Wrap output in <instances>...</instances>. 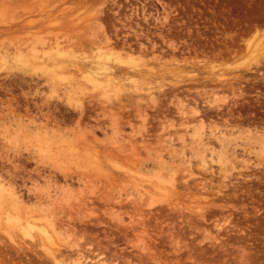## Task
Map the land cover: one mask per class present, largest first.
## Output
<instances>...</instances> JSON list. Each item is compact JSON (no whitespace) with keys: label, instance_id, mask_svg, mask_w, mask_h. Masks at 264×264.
Returning a JSON list of instances; mask_svg holds the SVG:
<instances>
[{"label":"rangeland","instance_id":"obj_1","mask_svg":"<svg viewBox=\"0 0 264 264\" xmlns=\"http://www.w3.org/2000/svg\"><path fill=\"white\" fill-rule=\"evenodd\" d=\"M263 57L264 0H0V264H264Z\"/></svg>","mask_w":264,"mask_h":264},{"label":"bare ground","instance_id":"obj_2","mask_svg":"<svg viewBox=\"0 0 264 264\" xmlns=\"http://www.w3.org/2000/svg\"><path fill=\"white\" fill-rule=\"evenodd\" d=\"M115 58H116V57H115ZM263 58H264V57H263ZM114 62H116V63H114V64H117V63L120 64V63H121L120 60L117 59V58H116V60H115ZM127 63H129L130 65H132V66L129 68V70H130V72H131V71H132L131 68H133V67L135 66V65H134L135 62L133 63V62H130V61H129V62H127ZM80 64H83V63H80ZM111 64H112V63H111ZM122 64H123V63H122ZM122 64H120V65H122ZM125 64H126V62H125ZM129 64H128V65H129ZM83 65H84V64H83ZM90 65L93 66V64H90ZM90 65H89V63H88V65H87V66H88V69H91V68L89 67ZM99 65H100V64H99ZM99 65H98V68L96 67L97 69H99ZM128 65H127V66H128ZM85 66H86V65H84V67H85ZM102 66H103V65H102ZM109 66H110V65H109ZM118 66H119V65H118ZM77 67H78V66H77ZM128 67H129V66H128ZM96 68H95V69H96ZM95 69H94V70H95ZM100 69H101V68H100ZM107 69L109 70V67H106V69L104 68L103 70H107ZM108 70H107V71H108ZM117 71H120V69H117ZM133 71H135V67H134V70H133ZM120 72H121V71H120ZM130 72H129V74H130ZM137 72L140 73V70H138ZM137 72H136V74H137ZM109 73H110L111 75H113L114 73H116V70L114 71V73H113V72H109ZM111 75H110V76H111ZM107 76H108V75H107ZM107 76H106V77H107ZM121 76H122V75H121ZM139 76H140V74H139ZM127 77H128V76H127ZM107 78H108V77H107ZM150 79H151V78H150ZM105 80H107V81H106V82H107V85H106V86L110 85V82H109L110 79H109V80H108V79H105ZM152 80H153V79H152ZM152 80H151V81H152ZM134 81H135V80H134ZM136 81H137V80H136ZM115 82H116V81H115ZM131 82H132V81H131ZM140 83H141V82H140ZM140 83H139V84H140ZM135 85H136V84H135ZM104 87H105V86H104ZM136 89H137V88H136ZM136 89H135V90H136ZM141 90H142V89H141ZM141 90H140V92H142ZM136 91H137V90H136ZM138 92H139V91H138ZM154 92H155V91H154ZM150 95H151V93H150ZM151 98H152V97H151ZM153 99H154V98H153ZM154 100H155V99H154ZM152 101H153V100H152Z\"/></svg>","mask_w":264,"mask_h":264}]
</instances>
